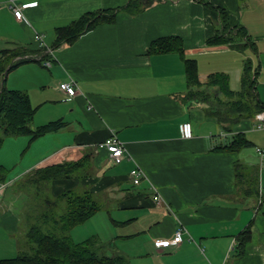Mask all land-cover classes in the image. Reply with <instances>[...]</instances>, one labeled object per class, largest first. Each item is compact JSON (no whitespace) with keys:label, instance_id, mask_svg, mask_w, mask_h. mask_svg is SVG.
<instances>
[{"label":"crops","instance_id":"obj_1","mask_svg":"<svg viewBox=\"0 0 264 264\" xmlns=\"http://www.w3.org/2000/svg\"><path fill=\"white\" fill-rule=\"evenodd\" d=\"M14 1L29 6L19 20L10 0H0L2 50H24L18 59L27 60L40 53L41 59L21 64L39 79L36 106L23 92L36 108V128L64 123L56 132L30 138L29 146L36 144V164L26 173L79 163L70 178L53 182L52 195L79 189L92 192L97 203L116 200L115 210L128 218L113 220V226L132 230L114 239L140 241L139 258L146 254L150 259L144 264H264V169L259 173L261 197L245 196L235 169L247 160L243 151L219 150L237 133L252 146L264 147V134L256 133L264 130L255 127L254 117L217 135L220 125L207 115L206 105L185 100L188 84L181 55L147 52L159 38L181 37L185 56L198 63L201 82L225 72L230 84L233 80L240 88L244 60L250 59L264 104V0H162L136 16L120 12L114 23L101 24L59 48H53L57 29L130 0ZM216 8L229 13L232 26L247 30L251 46L237 51L206 44L222 28ZM37 34L43 36L44 47ZM44 60L51 65L44 66ZM65 82L77 84L75 97L60 90ZM112 135L125 147L121 163L98 147ZM0 167L8 168L2 158ZM136 168L145 174L138 185L130 178ZM22 178L0 181V203ZM7 209L0 204V261L20 251L19 219ZM250 225L245 254L235 257L237 237ZM177 230L183 232L182 244L156 246L157 240L173 239ZM115 241L103 244L114 249Z\"/></svg>","mask_w":264,"mask_h":264},{"label":"trees","instance_id":"obj_2","mask_svg":"<svg viewBox=\"0 0 264 264\" xmlns=\"http://www.w3.org/2000/svg\"><path fill=\"white\" fill-rule=\"evenodd\" d=\"M162 0H130L126 5L108 10L86 13L66 27L57 29L56 41L53 48L64 44H72L82 35L90 32L101 24L114 23L120 12L136 16L156 2ZM219 11L222 28L207 41L208 46L227 45L237 51H244L251 46L249 33L240 26H232L229 13L221 8ZM148 53H170L181 55L185 62V73L188 84L186 101L206 105L208 116L217 119L224 131L230 133L234 126L244 119H253L264 110V104L259 100L256 92L255 72L250 59L244 60L241 76V88H231L230 76L225 72H215L208 76L206 82H201L198 63L185 56L184 41L181 37L170 36L155 40L148 48ZM39 53V52H38ZM24 50L0 51V125L3 134L0 136V148L8 137L29 136L31 140L56 132L62 128V121L50 122L37 128L31 123L36 114L30 97L19 90H10L5 86L8 73L29 60L23 56ZM34 55H40L34 54ZM252 146L243 133L233 135L232 140L219 150L236 152ZM79 163L56 164L31 173L34 182L40 187L51 190L55 180L70 178L73 171L79 168ZM240 164L235 165L238 186L243 194L249 197H261L260 175L256 168L253 175L247 178L240 172ZM5 169L0 167V181L4 182ZM45 202L44 219L50 229L40 226L32 227L27 233L29 246L21 250L14 258L0 261V264H130L124 255L108 256L104 252V245L97 237L92 236L82 242L75 243L70 235L71 230L87 222L100 211L93 193L89 190L69 189L57 196H52ZM251 225L238 235V243L234 256L242 257L246 245L252 238ZM102 253H101V252Z\"/></svg>","mask_w":264,"mask_h":264},{"label":"rangeland","instance_id":"obj_3","mask_svg":"<svg viewBox=\"0 0 264 264\" xmlns=\"http://www.w3.org/2000/svg\"><path fill=\"white\" fill-rule=\"evenodd\" d=\"M1 6L3 5H0V7ZM4 48H6L5 42L0 41V51ZM23 67L24 65H20L8 73L5 86L10 90L27 92L34 106H36V92H38L37 84H39L37 80L39 79L36 77L35 73ZM231 88L239 90L240 86L236 85L235 81L232 80ZM219 125L220 127H217V135L221 133V129L223 130L222 125ZM31 127L36 128V114L31 123ZM256 133L262 135L264 131ZM2 134L3 128L0 125V136H2ZM231 138H229L228 141L231 140ZM29 140V136L11 137L9 140L6 138L1 148L3 151L2 153L0 149V158L8 163V168L4 171L6 178L18 179L23 176L20 182L6 191L4 200L0 203L1 206H8L7 210L13 211L17 219H19V228L16 233L17 241L20 246L19 254L21 250H25L29 246L30 242L27 233L32 227L40 226L44 229L51 228L50 225L45 222L43 216L46 210L45 202L50 198L53 199L51 190H47V188L43 186L40 192V187L33 181L31 175L26 173L27 170L34 168V164H36V144L31 148V146H29ZM242 151L247 162L241 161L239 163L240 172L247 176V178L253 175L255 168L256 171L258 170V173H260L264 169V165L261 163L260 156L256 152V147L250 146L244 148ZM116 199H118L117 196ZM98 203L102 210L84 224L74 227L70 232L72 240L75 243L82 242L94 235L99 237L102 244L109 242L113 243L116 240L114 249L107 247V244L104 245V252L106 255L113 256L116 252L123 253L126 255L130 264L131 262L132 264H144L146 261H149L150 259L145 257L146 254L139 258V256H142L143 252L142 247H140V241H121L119 239H114L115 236L128 233L132 230V228L121 229L119 226H113V220H125L128 218L118 210H115L114 203L117 204V201L111 200L110 204L108 201L104 202L101 200L98 201Z\"/></svg>","mask_w":264,"mask_h":264},{"label":"built area","instance_id":"obj_4","mask_svg":"<svg viewBox=\"0 0 264 264\" xmlns=\"http://www.w3.org/2000/svg\"><path fill=\"white\" fill-rule=\"evenodd\" d=\"M28 6H29L28 4L20 6L16 4L14 0H10V9H12L15 17L19 20H22L24 18L23 10L27 8ZM36 40L41 44L42 47L45 46L42 35L37 34ZM41 58H42L41 55H33L29 59L39 60ZM43 64L44 66H47V67L51 65L49 61H45V60ZM59 88L61 91H63L64 93H66L67 95L71 97H75L79 91L78 86L75 82L61 83ZM255 121H256L255 127L258 130H264V110H262L255 116ZM189 136H191V133L189 134ZM98 147L100 149H104L115 163H121L126 157L125 147L123 143H121V141H119V139L115 135H112L108 139L100 142ZM256 152L260 156L261 163H263L264 162V147H256ZM144 175H145L144 172L140 168H136L131 172L130 178H132L134 183L138 185L140 184L141 178H143ZM156 199L158 201L161 200V196L158 195V193L156 195ZM183 242H184L183 232L182 230H177L175 232L173 239L171 240L160 239V240H157L155 243L157 247L161 248V247H169L173 245L175 246L180 245Z\"/></svg>","mask_w":264,"mask_h":264}]
</instances>
